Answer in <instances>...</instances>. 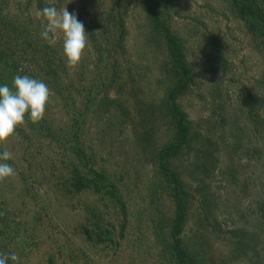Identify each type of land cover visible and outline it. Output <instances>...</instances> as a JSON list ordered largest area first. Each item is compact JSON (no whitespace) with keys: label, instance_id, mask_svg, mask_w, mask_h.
<instances>
[{"label":"rangeland","instance_id":"1","mask_svg":"<svg viewBox=\"0 0 264 264\" xmlns=\"http://www.w3.org/2000/svg\"><path fill=\"white\" fill-rule=\"evenodd\" d=\"M230 3L0 0V85L27 75L51 93L44 119L0 144L15 169L0 182L8 264H178L176 238L192 264H264V36ZM46 6L85 26L74 69L62 33L40 35ZM164 26L189 69L176 97L188 140L165 163L183 71Z\"/></svg>","mask_w":264,"mask_h":264},{"label":"clouds","instance_id":"2","mask_svg":"<svg viewBox=\"0 0 264 264\" xmlns=\"http://www.w3.org/2000/svg\"><path fill=\"white\" fill-rule=\"evenodd\" d=\"M46 23H42L41 37L50 46H55L58 34L62 33L63 55L69 69L76 68L82 60L88 44V34L77 15L70 13L67 7L57 10L55 6H46L39 13ZM50 89L45 82L30 76L16 75L12 86L0 85V144L6 143L14 135L17 127L28 116L33 124L44 119L50 100ZM12 159V153L5 149L0 153V182L15 175V169L6 161ZM18 261L12 253H0V264L8 260Z\"/></svg>","mask_w":264,"mask_h":264},{"label":"trees","instance_id":"3","mask_svg":"<svg viewBox=\"0 0 264 264\" xmlns=\"http://www.w3.org/2000/svg\"><path fill=\"white\" fill-rule=\"evenodd\" d=\"M231 2L230 4L234 7V10L243 18L246 22L249 23L250 28L253 29V31L257 34H263L264 36V25L262 22L259 24V19L264 20V0H228ZM156 19H158L156 17ZM164 29V37L167 40L168 46L171 49V55L173 57V62L175 64V67L177 70L183 71V77L181 78V81L179 84L171 90L170 92V111L171 114L174 116V118L177 119L178 124V133H179V144L177 149H174L173 146L170 147V149H167L163 155H161V161L165 163L166 159L169 157H172L180 148L187 142L188 140V125L185 122V116L183 112L180 111L177 103H176V97L180 94L182 91V88L185 86L184 82L187 80V73L189 69L187 68V65L185 64L182 50H181V42L171 34L170 29L165 26ZM163 167L169 171L168 167L163 164ZM183 200V201H182ZM177 219H176V225L173 229V236L177 237L180 233V230L182 229V226L185 222V216H186V208L184 199L179 198L177 203ZM175 249L178 259V264H192L190 262L191 258L186 250H184L181 246V241L179 238H176L175 241Z\"/></svg>","mask_w":264,"mask_h":264}]
</instances>
